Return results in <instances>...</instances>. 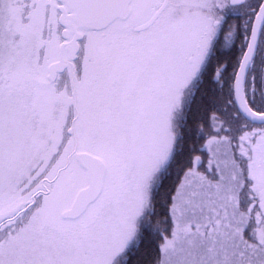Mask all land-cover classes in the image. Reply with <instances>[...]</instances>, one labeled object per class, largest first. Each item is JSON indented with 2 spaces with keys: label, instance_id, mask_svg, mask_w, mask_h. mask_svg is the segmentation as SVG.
<instances>
[{
  "label": "snow or ice",
  "instance_id": "6c2138e0",
  "mask_svg": "<svg viewBox=\"0 0 264 264\" xmlns=\"http://www.w3.org/2000/svg\"><path fill=\"white\" fill-rule=\"evenodd\" d=\"M0 264H264V0H0Z\"/></svg>",
  "mask_w": 264,
  "mask_h": 264
}]
</instances>
